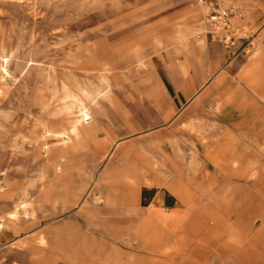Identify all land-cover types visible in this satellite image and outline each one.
Returning <instances> with one entry per match:
<instances>
[{"label":"rangeland","instance_id":"obj_1","mask_svg":"<svg viewBox=\"0 0 264 264\" xmlns=\"http://www.w3.org/2000/svg\"><path fill=\"white\" fill-rule=\"evenodd\" d=\"M219 1L229 33L202 0H0V264H264V99L245 75L264 8ZM240 120L246 173L228 174L207 154ZM172 162L206 191L193 230L159 253L120 240L127 178ZM148 187L166 189L137 204Z\"/></svg>","mask_w":264,"mask_h":264},{"label":"crops","instance_id":"obj_2","mask_svg":"<svg viewBox=\"0 0 264 264\" xmlns=\"http://www.w3.org/2000/svg\"><path fill=\"white\" fill-rule=\"evenodd\" d=\"M264 8V0H259ZM207 9L205 6H201L199 11L196 12V16H202L203 12ZM255 25L264 24V10L259 13L255 19ZM204 22V23H203ZM204 27L208 28L211 24L208 21H203ZM264 46L258 43L255 47L251 62L246 68V78L250 88L261 95L264 99V90L261 89L258 82V76L252 77L262 65H264ZM181 66V65H180ZM183 67L182 69H184ZM254 101L247 103L246 105H238L237 112L242 115L246 109L253 105ZM84 106V104L82 105ZM243 122L240 120L235 125L240 133L233 132L232 130H225L218 134L217 142L214 145V149L207 154V158L212 161L218 169H222L226 173L243 174L246 173L245 166L247 165V154L241 151L243 148V137L245 135L242 130ZM260 125L259 132L264 134V118L263 121L258 123ZM255 126V125H254ZM254 131L257 128L253 129ZM229 134L231 139L224 140V135ZM247 134V133H246ZM224 148L230 152L229 154H223ZM197 162L190 161L189 166L193 167ZM244 165V166H243ZM193 167L191 170H194ZM150 174L148 176V174ZM147 173L140 175L137 173L135 178H127V183L130 186H126L122 193V212L126 214L130 221L133 223L129 227L128 231L122 233L119 239L132 244L141 245L144 248L150 249L153 253H159L166 250L164 242L165 237L183 239L189 234V231L193 228L191 224L194 221L187 222L188 215L191 214L194 208L198 195H204L205 192H198V186L191 181V179L185 180L183 178L182 170L180 166L172 162L171 165H164L163 168H155L154 166L148 170ZM174 180V182H172ZM147 181V182H146ZM136 184L134 188L133 184ZM146 185H163L165 190H157V187H148L152 196L148 200L145 206L137 204L138 187ZM133 186V187H132ZM110 199H107L109 204ZM172 201V202H171ZM137 202V203H136ZM139 260H133L130 264H139Z\"/></svg>","mask_w":264,"mask_h":264},{"label":"built area","instance_id":"obj_3","mask_svg":"<svg viewBox=\"0 0 264 264\" xmlns=\"http://www.w3.org/2000/svg\"><path fill=\"white\" fill-rule=\"evenodd\" d=\"M202 1L204 6L208 9L207 19L211 26H213L214 29L220 30L221 32L229 33V29L231 28L230 9L227 7H223L219 0Z\"/></svg>","mask_w":264,"mask_h":264},{"label":"bare ground","instance_id":"obj_4","mask_svg":"<svg viewBox=\"0 0 264 264\" xmlns=\"http://www.w3.org/2000/svg\"><path fill=\"white\" fill-rule=\"evenodd\" d=\"M207 9V8H206ZM206 14V11L204 12ZM207 14H208V9H207ZM206 14V16H207ZM135 52V51H134ZM72 94V93H71ZM92 119V113L91 110L88 108V106L84 105L82 106L80 112H79V121L76 124V127L74 130H76V133L81 132L82 126L88 125L90 123V120ZM81 126V127H80ZM69 133V132H68ZM83 133V131H82ZM67 135V134H66ZM68 136V135H67ZM147 182V181H146ZM174 182V180L172 181ZM51 200V199H50ZM193 226V225H192ZM198 228V227H197Z\"/></svg>","mask_w":264,"mask_h":264}]
</instances>
